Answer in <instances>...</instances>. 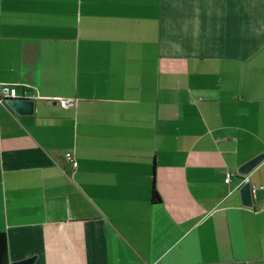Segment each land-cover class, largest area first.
I'll return each instance as SVG.
<instances>
[{"label":"crops","instance_id":"obj_1","mask_svg":"<svg viewBox=\"0 0 264 264\" xmlns=\"http://www.w3.org/2000/svg\"><path fill=\"white\" fill-rule=\"evenodd\" d=\"M0 83V264H264V0H0Z\"/></svg>","mask_w":264,"mask_h":264},{"label":"water","instance_id":"obj_2","mask_svg":"<svg viewBox=\"0 0 264 264\" xmlns=\"http://www.w3.org/2000/svg\"><path fill=\"white\" fill-rule=\"evenodd\" d=\"M7 104L20 115H30L35 111L36 100L34 98L10 97L6 99ZM264 160V152L252 157L238 167V172L242 175H249ZM252 185L250 180H246L240 191L242 202L245 205L253 206L254 198L252 195ZM35 256L28 257L23 260L14 261L12 264H33Z\"/></svg>","mask_w":264,"mask_h":264},{"label":"built area","instance_id":"obj_3","mask_svg":"<svg viewBox=\"0 0 264 264\" xmlns=\"http://www.w3.org/2000/svg\"><path fill=\"white\" fill-rule=\"evenodd\" d=\"M10 97H14V98H17V97H23V98H27V94L26 93H20V91L18 90V87L17 85H14V84H9V83H0V99H7V98H10ZM73 100L70 99V98H66V99H61V103L63 105H70L72 104ZM67 157L71 160H73V158L71 157V155L69 153H67ZM78 162L77 161H73V165L74 166H77ZM231 175L232 173H228L227 176H226V182H229L230 179H231ZM259 189H262L263 190V196H264V184H261V185H255L253 184L252 185V195H253V198H257L258 197V194H259Z\"/></svg>","mask_w":264,"mask_h":264},{"label":"trees","instance_id":"obj_4","mask_svg":"<svg viewBox=\"0 0 264 264\" xmlns=\"http://www.w3.org/2000/svg\"><path fill=\"white\" fill-rule=\"evenodd\" d=\"M151 199L153 202H157L161 200V197L154 186L152 188V198Z\"/></svg>","mask_w":264,"mask_h":264}]
</instances>
